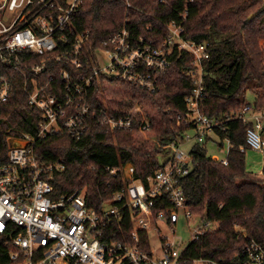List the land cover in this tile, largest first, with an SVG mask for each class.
Wrapping results in <instances>:
<instances>
[{
  "label": "built area",
  "instance_id": "1",
  "mask_svg": "<svg viewBox=\"0 0 264 264\" xmlns=\"http://www.w3.org/2000/svg\"><path fill=\"white\" fill-rule=\"evenodd\" d=\"M80 1L0 0V108L9 100L19 76L28 104L40 116L35 133L9 135L12 129L8 128L1 137L7 151L5 159L0 152V246L7 250L9 264H56L57 259H61L59 264H178L185 248L180 249L182 239L161 235L156 224H177L179 209L187 219L196 216L185 207L181 183L195 163L191 152L185 153L181 145L214 137L219 123L201 110L209 42L185 40L182 24L171 22L165 25L166 35L159 44L145 36H134L123 27L93 45L88 30L72 25L71 16ZM174 49L192 55L187 71L192 83L185 97L187 109L175 117L177 124L191 127L168 144V157L145 181L135 177L130 163L106 167L124 180L107 208L90 206L85 189L55 195L52 173L62 171L65 163L60 159L41 160L35 142L62 130L80 137L91 121L112 131L132 129L138 109L113 111L103 84L120 80L152 93L159 91L161 75L169 68ZM94 99L100 103H94ZM261 111L245 104L234 117L251 124L246 130V143L239 150H257L264 160ZM149 128L145 119L141 129ZM224 141L226 146L222 144L219 149H225L226 157L218 160L227 164L231 145L228 139ZM125 210L130 211L133 242L103 240L104 227L125 218ZM196 218L200 223L190 230L191 240L217 227L216 222ZM141 230L147 235L148 249L140 244ZM151 230L158 238L156 248L150 243ZM240 256V264H264V243L250 238ZM201 260L204 264H222Z\"/></svg>",
  "mask_w": 264,
  "mask_h": 264
},
{
  "label": "trees",
  "instance_id": "2",
  "mask_svg": "<svg viewBox=\"0 0 264 264\" xmlns=\"http://www.w3.org/2000/svg\"><path fill=\"white\" fill-rule=\"evenodd\" d=\"M263 4L264 0H81L71 16L76 29L88 30L93 45L123 27L159 44L166 35L165 25L171 22L182 24L185 40L209 42L201 110L219 121L215 127V137L220 140L217 148L225 139L231 148L227 164L207 154L206 142L212 137L191 149L195 164L181 180L185 207L193 215L216 222L217 227L191 240L181 251L178 264H194L198 259L240 264V253L250 238L264 243V171L246 167L245 152L239 147L245 145L251 124L234 117L245 104L254 109L264 107V49L260 44L264 40V10L246 20ZM191 60L188 51L174 49L171 64L161 75L162 87L153 93L120 80L103 84L113 111L138 109L132 129L112 131L91 121L80 137L62 130L39 138L34 148L41 160L65 163L62 171L52 173L55 195L85 189L90 206L107 208L124 180L106 167L130 163L135 177L142 181L153 174L168 144L191 127L175 121L177 113L187 109L185 97L192 90L187 75ZM94 89L97 91V85ZM248 89L258 92L253 103L244 100ZM94 103L100 101L94 99ZM39 117L28 104L23 79L18 76L9 100L0 108L4 159L7 145L1 137L5 131L11 128L9 135L35 133ZM145 119L150 123L147 131L141 129ZM123 217L104 227L103 240L133 242L130 211L125 210ZM139 235L140 244L148 249L146 233L141 230ZM8 258L7 250L0 246V264H9Z\"/></svg>",
  "mask_w": 264,
  "mask_h": 264
},
{
  "label": "rangeland",
  "instance_id": "3",
  "mask_svg": "<svg viewBox=\"0 0 264 264\" xmlns=\"http://www.w3.org/2000/svg\"><path fill=\"white\" fill-rule=\"evenodd\" d=\"M260 44L264 49V40H260ZM107 93V91H106ZM258 97V92L254 91L253 89H248L245 91L244 94V100L246 102L253 103L256 98ZM262 110L261 114L264 116V107L259 109ZM212 139L208 140L206 142V148H207V154L211 156L213 159H223L226 157L225 149H218L217 144L220 142L218 138L215 136H211ZM264 137V133H263ZM196 144L195 139L184 142L181 145L182 150L190 154L192 147ZM223 145L226 146V142L223 141ZM170 151L168 148V151L161 154L160 160H163L168 157ZM245 163L246 167L249 170L253 171H261L264 168V160L262 158L261 152L254 150V149H247L245 151ZM180 220L177 224H173L172 226H168L165 222L159 221L157 222L156 226L159 229V232L161 235L168 236L169 238H173V236L180 237L182 239V245L180 249L182 250L191 240V233L190 230H192L194 227H196L200 220L196 218L197 216H191L190 218H186L185 212L182 209H179L178 211ZM150 234V243L153 248H156L158 245V238L157 235L154 233V231H149ZM59 260L57 259L56 264H59ZM194 264H204V262L201 259L195 260Z\"/></svg>",
  "mask_w": 264,
  "mask_h": 264
},
{
  "label": "water",
  "instance_id": "4",
  "mask_svg": "<svg viewBox=\"0 0 264 264\" xmlns=\"http://www.w3.org/2000/svg\"><path fill=\"white\" fill-rule=\"evenodd\" d=\"M262 10H264V4L257 11L250 13L246 20L251 19L252 17H254L256 14H258Z\"/></svg>",
  "mask_w": 264,
  "mask_h": 264
}]
</instances>
